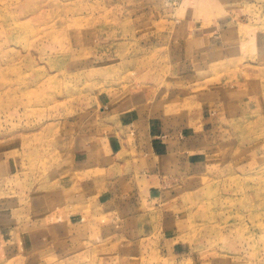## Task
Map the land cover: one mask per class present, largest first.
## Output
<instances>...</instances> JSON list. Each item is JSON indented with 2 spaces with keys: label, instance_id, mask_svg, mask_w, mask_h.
I'll return each mask as SVG.
<instances>
[{
  "label": "rangeland",
  "instance_id": "374dc122",
  "mask_svg": "<svg viewBox=\"0 0 264 264\" xmlns=\"http://www.w3.org/2000/svg\"><path fill=\"white\" fill-rule=\"evenodd\" d=\"M209 1L0 0V264L81 263L60 236L19 251V220L47 229L71 137L106 129L101 100L147 84L180 122L212 112L213 166L170 185L195 264H264V0H239L224 37L187 39Z\"/></svg>",
  "mask_w": 264,
  "mask_h": 264
},
{
  "label": "crops",
  "instance_id": "0c3cea01",
  "mask_svg": "<svg viewBox=\"0 0 264 264\" xmlns=\"http://www.w3.org/2000/svg\"><path fill=\"white\" fill-rule=\"evenodd\" d=\"M199 7L201 17H187V39L193 40L197 32L224 37L229 33L225 26L235 18L229 13L242 9L239 0H210ZM256 35L253 51L264 52V41ZM224 43L228 52L235 49ZM243 82L237 90L246 96L241 99L245 104L249 80ZM133 88L101 100L106 129L91 127L71 137L70 167L51 200L54 211L49 212L47 229L27 225L22 216L19 251L35 249L46 238L56 243L60 236L65 245H80V264L196 263L193 245L182 237L180 214L169 199L174 196L170 185L178 176H195L213 166L212 112L203 110L197 118L180 122L175 111L160 110L161 100L153 103L148 84ZM10 226L0 218L1 230L6 233Z\"/></svg>",
  "mask_w": 264,
  "mask_h": 264
},
{
  "label": "bare ground",
  "instance_id": "6f19581e",
  "mask_svg": "<svg viewBox=\"0 0 264 264\" xmlns=\"http://www.w3.org/2000/svg\"><path fill=\"white\" fill-rule=\"evenodd\" d=\"M195 2H204V1H207V0H194Z\"/></svg>",
  "mask_w": 264,
  "mask_h": 264
}]
</instances>
